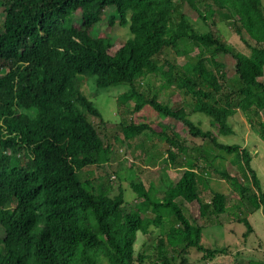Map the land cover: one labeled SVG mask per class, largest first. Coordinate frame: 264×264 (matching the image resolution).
Listing matches in <instances>:
<instances>
[{
  "label": "trees",
  "instance_id": "1",
  "mask_svg": "<svg viewBox=\"0 0 264 264\" xmlns=\"http://www.w3.org/2000/svg\"><path fill=\"white\" fill-rule=\"evenodd\" d=\"M105 7H111L107 24L116 19L129 29L113 53L108 52V36L89 33ZM124 11L130 12L127 20ZM192 19L200 20L204 30L193 28ZM217 20H224L247 53L222 36ZM183 40L197 50L184 59H169L165 50L173 47L177 53ZM219 54L230 57V71ZM263 72L264 8L259 0H0V264H134L135 233L160 223L162 204L169 207L173 223L156 238L155 249L159 264H169L175 253L199 245L200 218L208 222L224 210L226 193L202 198L192 171L189 191L196 215L190 218L173 201L177 193L170 180L152 197L140 181L129 182L135 200L130 203L119 188L109 196L87 179L78 181L71 161L96 168L107 161L110 144L102 142L89 118L97 117V110L77 90L76 75L90 76L99 86L124 83L122 93L133 111L147 104L190 135L226 153L237 151L249 178L248 185L235 187L238 202L246 206L247 199L245 211L260 207L264 213V192L249 151L220 142L191 122L181 106L159 101L156 86L148 83L158 76L159 85L169 84L188 109L208 116L219 133L231 132L227 117L239 109L249 127L264 137ZM143 129H150L148 122L129 121L122 134ZM157 132L172 162L175 152L183 153L186 139L173 129L165 132L164 126ZM237 221L244 235L249 225L244 218ZM166 249L174 253L167 256ZM212 251L201 257L213 256Z\"/></svg>",
  "mask_w": 264,
  "mask_h": 264
},
{
  "label": "rangeland",
  "instance_id": "2",
  "mask_svg": "<svg viewBox=\"0 0 264 264\" xmlns=\"http://www.w3.org/2000/svg\"><path fill=\"white\" fill-rule=\"evenodd\" d=\"M264 8V0H259ZM111 7H105L99 13V20L91 27L89 33L92 36L106 35L111 39L109 53H113L122 41L129 36L127 23L120 24L114 19L110 24L106 23V15ZM124 18H129L130 12H123ZM193 28L198 31L204 30V25L198 19L191 20ZM217 29L229 40L237 49L247 53L248 48L239 41L237 35L228 27L224 20H217ZM178 52H174L173 47L165 50V55L169 59H184L190 53H194L197 47L187 40L179 42L175 47ZM225 65L230 68V57L219 54ZM146 76L143 77L144 83ZM264 81V72L260 77ZM159 77L153 80L148 79L150 85L156 86V97L171 108L181 106L187 113V118L199 126L201 129H209L217 140L223 143H235L240 147H245L251 157L249 164L254 170L264 192V137L252 130L246 120L245 115L236 109L227 117V124L231 128L229 133H219L215 124L211 123L209 117L199 111H192L174 88L169 84L158 83ZM77 90L92 103L97 110V117L89 116L92 124L98 131L102 142H109L110 149L107 161L93 166L79 164V160H72L75 169V177L78 181L87 179L89 185L94 190L98 187L109 195H113L119 188L122 198L130 203L134 200V192L129 187V182L140 181L144 187L150 189V195L160 194L167 186V181H171L176 191L173 201L180 209L181 213L190 218L196 215V203L189 191V173L192 171L195 184V192L202 198L208 199L214 192H225L224 210L216 216H210V221L204 222L200 229L201 240L199 245L188 246L180 254H174L173 260L169 264H205L202 252L212 251L214 259L208 264H233L236 256L229 254L232 249L233 240L242 238L241 232L244 225L237 219L243 218L248 211V200L244 199L241 205L238 202L236 188L238 183L248 185L249 178L242 167L237 151L226 153L221 149L212 146L205 138L192 136L182 129L178 121L170 116H161L159 112L152 109L147 104H143L137 111L132 110V102L122 91L127 88L124 83L112 85H96L90 76H75ZM151 90V89H150ZM100 118V120L98 119ZM129 121H145L149 123L150 129H143L135 134L124 136L122 126ZM164 126V131L173 129L180 136L186 139V146H183V153L175 152L174 160L169 162L165 158L164 145L161 144L162 136L157 130ZM192 147H198L195 151ZM230 176L233 180H230ZM249 193H245V195ZM135 202V200H134ZM133 202V203H134ZM159 209L163 216L160 223H149L147 231L136 232L132 243V256L134 264H159L155 241L159 235H163L167 227L173 223V215L169 213V207L160 205ZM250 217L253 219L257 229L264 227V213L261 208L250 210ZM140 215L144 214L140 212ZM150 217V216H149ZM1 235V234H0ZM219 240L225 243H219ZM232 240V241H231ZM167 250V249H166ZM225 251L224 254L218 252ZM174 250L166 251V255L173 254ZM217 253V254H216ZM260 254L264 255V251ZM137 255L139 258L136 259ZM249 257V254L245 255ZM263 263V261L261 262ZM102 264H106L104 261Z\"/></svg>",
  "mask_w": 264,
  "mask_h": 264
},
{
  "label": "crops",
  "instance_id": "3",
  "mask_svg": "<svg viewBox=\"0 0 264 264\" xmlns=\"http://www.w3.org/2000/svg\"><path fill=\"white\" fill-rule=\"evenodd\" d=\"M251 212H247V214L243 217L247 224L249 225V231L245 232L240 240H231L233 247L229 251V254H233L236 256L233 264H264V255L260 254L261 251H264V227L262 229H257L255 224H253V219L250 217ZM201 235V234H200ZM201 240V236L199 241ZM219 243H225V241L219 240ZM224 250L222 252H218V254H224ZM217 254V253H216ZM249 254V257H245V255ZM199 257L200 254H199ZM214 256L208 257L204 259V263L208 264L212 262ZM263 261V263H261Z\"/></svg>",
  "mask_w": 264,
  "mask_h": 264
}]
</instances>
